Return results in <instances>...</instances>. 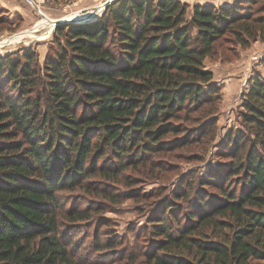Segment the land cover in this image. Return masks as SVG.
I'll use <instances>...</instances> for the list:
<instances>
[{
  "label": "trees",
  "instance_id": "16d2710c",
  "mask_svg": "<svg viewBox=\"0 0 264 264\" xmlns=\"http://www.w3.org/2000/svg\"><path fill=\"white\" fill-rule=\"evenodd\" d=\"M188 8L114 0L92 22L56 25L42 65L30 47L0 56V264H77L60 238L59 191L116 182L213 133L220 93L204 60L219 43L264 41V0ZM241 106L242 131L220 150L229 161L152 203L147 264H264V73Z\"/></svg>",
  "mask_w": 264,
  "mask_h": 264
},
{
  "label": "rangeland",
  "instance_id": "374dc122",
  "mask_svg": "<svg viewBox=\"0 0 264 264\" xmlns=\"http://www.w3.org/2000/svg\"><path fill=\"white\" fill-rule=\"evenodd\" d=\"M105 1L0 0V56L30 47L42 65L45 56L56 49L55 26L77 23L73 20L91 11L97 12L83 23L96 20L104 10ZM180 1L188 4L189 14L195 4L218 6L238 0ZM55 21L61 23L55 24ZM263 56L264 41L257 39L247 47L234 42L219 43L215 53L206 57L204 66L213 74L220 101L213 117L214 131L203 140L205 143L195 142L155 154L152 163L127 168L116 182L94 176L57 193L60 238L69 244L77 264H147V245L152 234L146 224L152 203L172 199V192L179 190L188 177L207 173L209 168L229 161L221 155L220 150L225 149L223 138L231 131H242L239 117L242 99L251 78L264 73L260 63ZM143 193L145 197L128 196ZM73 209L89 211V219L70 224L66 216Z\"/></svg>",
  "mask_w": 264,
  "mask_h": 264
},
{
  "label": "water",
  "instance_id": "95a60500",
  "mask_svg": "<svg viewBox=\"0 0 264 264\" xmlns=\"http://www.w3.org/2000/svg\"><path fill=\"white\" fill-rule=\"evenodd\" d=\"M112 1L114 0H106L104 3H103V7L102 9H104L109 3H111ZM97 11H91L89 14L85 15L84 17H82L81 19L79 20H73L74 22H77V23H83L85 22L86 20H88V18L94 16L96 14ZM63 22V21H62ZM55 24H58V23H61L60 21H55L54 22Z\"/></svg>",
  "mask_w": 264,
  "mask_h": 264
},
{
  "label": "crops",
  "instance_id": "0c3cea01",
  "mask_svg": "<svg viewBox=\"0 0 264 264\" xmlns=\"http://www.w3.org/2000/svg\"><path fill=\"white\" fill-rule=\"evenodd\" d=\"M232 2H234V1H228L227 4L230 5Z\"/></svg>",
  "mask_w": 264,
  "mask_h": 264
}]
</instances>
